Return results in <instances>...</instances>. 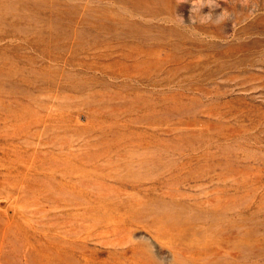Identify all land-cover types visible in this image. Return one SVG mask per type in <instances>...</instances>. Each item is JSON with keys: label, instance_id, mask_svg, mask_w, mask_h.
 Listing matches in <instances>:
<instances>
[{"label": "rangeland", "instance_id": "1", "mask_svg": "<svg viewBox=\"0 0 264 264\" xmlns=\"http://www.w3.org/2000/svg\"><path fill=\"white\" fill-rule=\"evenodd\" d=\"M0 264H264V0H0Z\"/></svg>", "mask_w": 264, "mask_h": 264}, {"label": "bare ground", "instance_id": "2", "mask_svg": "<svg viewBox=\"0 0 264 264\" xmlns=\"http://www.w3.org/2000/svg\"><path fill=\"white\" fill-rule=\"evenodd\" d=\"M209 29V28H208ZM127 34V33H126ZM244 41V40H243ZM217 44V43H216ZM257 48V47H256ZM256 59V58H255ZM162 61V60H161ZM197 62V61H196ZM195 64V63H194Z\"/></svg>", "mask_w": 264, "mask_h": 264}]
</instances>
